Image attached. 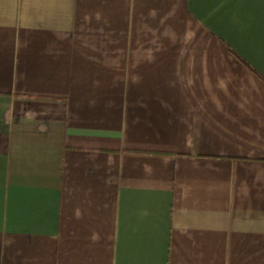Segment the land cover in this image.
I'll return each instance as SVG.
<instances>
[{
    "label": "crops",
    "instance_id": "1",
    "mask_svg": "<svg viewBox=\"0 0 264 264\" xmlns=\"http://www.w3.org/2000/svg\"><path fill=\"white\" fill-rule=\"evenodd\" d=\"M0 264H264V0H0Z\"/></svg>",
    "mask_w": 264,
    "mask_h": 264
}]
</instances>
